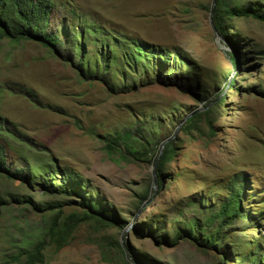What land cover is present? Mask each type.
Returning a JSON list of instances; mask_svg holds the SVG:
<instances>
[{
    "label": "rangeland",
    "instance_id": "1",
    "mask_svg": "<svg viewBox=\"0 0 264 264\" xmlns=\"http://www.w3.org/2000/svg\"><path fill=\"white\" fill-rule=\"evenodd\" d=\"M54 2L53 26L76 13L151 43L182 48L204 87L199 94L195 87L188 91L137 79L133 89L115 93L101 81L83 79L40 43L1 40L0 142L7 147L8 163L28 168L40 160L78 175L122 223L105 227L85 222L57 251L48 235L54 212H41L34 203L71 197L49 193L40 178L23 183L0 174V264H23L22 252L42 240L47 244L40 264H141L137 257L150 264H247L235 254L250 250L247 241L264 249V22L232 18L235 47L212 23L213 0ZM223 90L226 97L220 101ZM207 105L210 117L191 120ZM137 126L155 137L149 161L109 155L96 135ZM171 141L173 153L160 172L162 153ZM237 174L246 179L242 207L248 218L235 222L224 241L227 248L203 249L183 239L161 245L150 233L159 230L173 237L195 218L204 222L227 200ZM27 197L32 202H22ZM77 208L66 205L62 211Z\"/></svg>",
    "mask_w": 264,
    "mask_h": 264
},
{
    "label": "trees",
    "instance_id": "2",
    "mask_svg": "<svg viewBox=\"0 0 264 264\" xmlns=\"http://www.w3.org/2000/svg\"><path fill=\"white\" fill-rule=\"evenodd\" d=\"M210 8L213 11V23L219 34L232 43L230 20L234 17H253L264 22V0L242 4L237 0H215ZM56 4L54 0H0V41L32 40L61 55L65 61L75 67L85 80L101 81L112 92H124L135 87L137 79L149 83L180 85L190 91L194 87L203 91L197 76V69L190 64L192 59L180 47L168 48L134 36L126 31L101 23L89 16H79L74 13L66 16L60 26L52 25V17ZM22 91V90H21ZM37 99L33 91L25 90ZM220 101L226 97L225 90L217 96ZM40 102L39 100H37ZM219 101V102H220ZM209 105L205 106L208 107ZM212 109L196 110L194 118L210 117ZM191 121V122H193ZM190 122V121H189ZM184 127H188L190 123ZM79 125V124H78ZM211 133L214 134L213 129ZM104 142V149L109 155L119 154L120 157L132 161H149L152 157L150 145L155 137L152 132L145 133L143 127L125 128L113 133L96 134ZM174 141L166 144L160 159L159 171L163 163L170 159L173 153ZM7 147L0 142V174L9 179H20L23 183L41 184L51 194H64L71 198L55 203H34L37 210L53 211L48 227L50 241L57 251L66 247L74 237L75 231L85 222H95L105 227H121L118 217L110 204L98 194L88 190L85 181L78 175L64 171L57 164L54 166L36 160L30 167L12 168L8 163ZM233 179L229 196L218 211H211L204 222L199 219L178 227L175 235L170 237L167 232L151 230L161 245H177L181 239L191 241L203 249H210L224 243L233 225L239 218H248L242 203L247 194L246 179L240 175ZM49 182V183H48ZM48 183V184H47ZM160 185L161 182L159 181ZM80 199V200H79ZM1 200V197H0ZM32 202L29 197L22 202ZM76 204L80 208L70 213H64L63 207ZM57 210V211H56ZM137 229V228H136ZM214 229V230H212ZM212 230V231H211ZM250 245L248 252H235L240 262L247 264H264V249L259 243ZM47 241L42 240L31 250L22 252L26 255L23 264L44 263V249ZM116 246L124 252L120 241ZM225 252V250H224ZM245 253V254H244ZM137 257V255H136ZM141 264L144 262L137 257Z\"/></svg>",
    "mask_w": 264,
    "mask_h": 264
},
{
    "label": "water",
    "instance_id": "3",
    "mask_svg": "<svg viewBox=\"0 0 264 264\" xmlns=\"http://www.w3.org/2000/svg\"><path fill=\"white\" fill-rule=\"evenodd\" d=\"M216 4V2H215V0H214V5ZM211 18H212V23H213V11L211 12ZM183 122H184V120H183Z\"/></svg>",
    "mask_w": 264,
    "mask_h": 264
}]
</instances>
